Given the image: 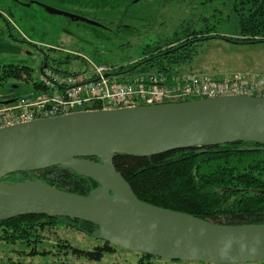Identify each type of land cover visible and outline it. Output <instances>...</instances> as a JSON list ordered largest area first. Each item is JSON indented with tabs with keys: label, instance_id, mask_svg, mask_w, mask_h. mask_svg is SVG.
<instances>
[{
	"label": "water",
	"instance_id": "water-1",
	"mask_svg": "<svg viewBox=\"0 0 264 264\" xmlns=\"http://www.w3.org/2000/svg\"><path fill=\"white\" fill-rule=\"evenodd\" d=\"M235 142L258 145L247 151H264V98L224 97L80 112L0 129V221L27 215L78 220L95 227L91 237L98 241L168 261L262 262L264 225L213 224L144 203L113 167L118 155L152 157ZM51 168L90 179L97 186L78 195L38 179L6 181L10 175L19 179V174ZM93 172L107 176L117 197L113 191L103 193Z\"/></svg>",
	"mask_w": 264,
	"mask_h": 264
},
{
	"label": "trees",
	"instance_id": "trees-1",
	"mask_svg": "<svg viewBox=\"0 0 264 264\" xmlns=\"http://www.w3.org/2000/svg\"><path fill=\"white\" fill-rule=\"evenodd\" d=\"M214 1L220 4L214 10L216 13L226 10V19H236L238 39L233 40L217 32L219 25L209 23L210 18L217 16L214 13L206 16L201 23L189 20L185 27H180L171 36L173 38L146 46L142 54L145 57L135 67L128 65L114 69L111 74H130L132 77L163 74L170 77L191 63L197 48L209 40L220 39L239 45L264 43V0ZM71 56H50L53 63L50 65L46 62V68L60 75H71L73 73L59 68L62 64H68ZM30 70L23 65L0 66V81L19 78L23 72L29 75V79ZM40 88L35 82L30 92L39 91ZM248 147L258 145L235 142L171 151L152 157L118 155L113 158V167L144 203L213 224L264 225V151H247ZM200 150L204 152L200 153ZM67 173L45 174L38 178L34 173L19 174V179L16 175H10L6 181L13 183L38 179L56 189L78 195H86L97 186L90 179ZM61 226L88 236L95 228L78 220L37 215L0 221V264H24L27 259L36 256H55L52 250L98 262L105 254L120 249L102 241L92 251L73 248L68 242H60L54 233L53 230ZM53 235L56 238L48 244L50 248L47 250L43 244L48 243L49 236ZM38 245H42L41 248Z\"/></svg>",
	"mask_w": 264,
	"mask_h": 264
},
{
	"label": "rangeland",
	"instance_id": "rangeland-1",
	"mask_svg": "<svg viewBox=\"0 0 264 264\" xmlns=\"http://www.w3.org/2000/svg\"><path fill=\"white\" fill-rule=\"evenodd\" d=\"M134 1L0 0V65H23L31 69L29 79V75L23 72L19 78H4L0 81V101L30 93L32 85L40 78L38 67L43 63L44 56H48L46 62L51 65L53 62L50 56L73 55L68 64L59 67L71 73L90 74L94 67L110 70L128 65L135 67L145 57L142 54L146 46L173 38L171 36L180 27H185L189 20L201 23L206 16L214 13L217 16L210 18L209 23L219 25V34L233 40L239 37L235 27L236 19H226V10L219 14L214 11L220 6L217 1ZM46 8L81 17L100 26L51 14ZM218 18L221 20L217 21ZM189 72L212 78L237 72L264 73V43L239 45L220 39L209 40L197 48L191 63L182 67L177 75ZM115 76L120 82L132 77L130 74ZM57 172L67 173L51 168L34 172L33 175L38 178L45 174L53 176ZM70 184L75 186L74 182ZM53 231L60 242H68L76 249L92 251L100 245L91 236L70 228L61 226ZM53 236H49V242L43 244L45 249L50 248L48 244L56 238ZM41 246L38 245V248ZM52 252L56 255L36 256L27 259L24 264H202L145 258L121 249L105 254L98 262L58 254L55 250ZM246 264H264V261Z\"/></svg>",
	"mask_w": 264,
	"mask_h": 264
},
{
	"label": "built area",
	"instance_id": "built-area-1",
	"mask_svg": "<svg viewBox=\"0 0 264 264\" xmlns=\"http://www.w3.org/2000/svg\"><path fill=\"white\" fill-rule=\"evenodd\" d=\"M110 68L60 75L45 68L40 90L0 103V129L80 112L130 109L224 97L264 98V74L233 73L220 78L189 72L118 81Z\"/></svg>",
	"mask_w": 264,
	"mask_h": 264
},
{
	"label": "bare ground",
	"instance_id": "bare-ground-1",
	"mask_svg": "<svg viewBox=\"0 0 264 264\" xmlns=\"http://www.w3.org/2000/svg\"><path fill=\"white\" fill-rule=\"evenodd\" d=\"M91 175H93L95 178H97L98 180H100L102 182V185H103V193L104 194L107 191H113V195L115 197H117V193L115 192L113 186L111 185V183L109 182V180H108V178H107V176L105 174H103L101 172H93V174H91Z\"/></svg>",
	"mask_w": 264,
	"mask_h": 264
},
{
	"label": "flooded vegetation",
	"instance_id": "flooded-vegetation-1",
	"mask_svg": "<svg viewBox=\"0 0 264 264\" xmlns=\"http://www.w3.org/2000/svg\"><path fill=\"white\" fill-rule=\"evenodd\" d=\"M6 24H7V26L9 27V25H8L7 22H6ZM9 29H10V27H9ZM60 50H61V49H60ZM61 51H63V50H61ZM43 56H44V55H43ZM46 57H47V60H48V56H46ZM46 57L44 56V61H43V63L38 67L39 70L42 68V66H43L44 64L47 65V63H46ZM0 66H3V65H0Z\"/></svg>",
	"mask_w": 264,
	"mask_h": 264
},
{
	"label": "crops",
	"instance_id": "crops-1",
	"mask_svg": "<svg viewBox=\"0 0 264 264\" xmlns=\"http://www.w3.org/2000/svg\"><path fill=\"white\" fill-rule=\"evenodd\" d=\"M237 73H256V74H264V73H261V72H237Z\"/></svg>",
	"mask_w": 264,
	"mask_h": 264
}]
</instances>
